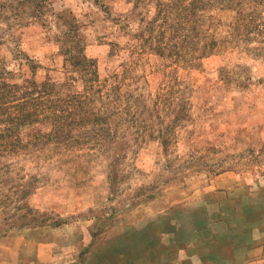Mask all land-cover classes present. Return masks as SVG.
Masks as SVG:
<instances>
[{"label": "rangeland", "instance_id": "1", "mask_svg": "<svg viewBox=\"0 0 264 264\" xmlns=\"http://www.w3.org/2000/svg\"><path fill=\"white\" fill-rule=\"evenodd\" d=\"M12 89L0 264H264V0H0Z\"/></svg>", "mask_w": 264, "mask_h": 264}, {"label": "trees", "instance_id": "2", "mask_svg": "<svg viewBox=\"0 0 264 264\" xmlns=\"http://www.w3.org/2000/svg\"><path fill=\"white\" fill-rule=\"evenodd\" d=\"M192 8H193V13L196 14L197 6L195 4H193ZM37 86H38V84H35L34 88H37ZM25 87H26V89H24V91H23V96L17 97V100H21V99H23V100L15 103V108L18 109L19 112L15 113L13 116L11 115V117L9 115L7 118L4 119V120L17 121V127L19 125H26V124L36 120L44 112V110L40 108L42 101L39 100V98L33 97L30 95V92L32 91V87L30 85H26ZM28 88H31V89H28ZM41 88H43V87H41ZM13 90L14 89H12L8 93H5V94L0 96V108L1 109H4L3 107L5 105L12 102L10 99H8V94L13 93L14 92ZM16 90H18V89H16ZM2 93L3 92H1L0 94H2ZM80 97H81L80 95H74L70 101V102L75 101V103L77 104V108L78 107L81 108L83 106L84 101L81 100L83 98H80ZM62 106H63V104H62ZM54 114L58 115V111L55 110ZM62 114L63 113L59 114L58 117L57 116L54 117V120H55L58 128L61 126L64 127L63 123L60 120V118H61L60 116Z\"/></svg>", "mask_w": 264, "mask_h": 264}]
</instances>
